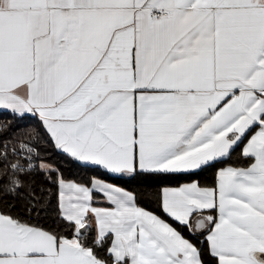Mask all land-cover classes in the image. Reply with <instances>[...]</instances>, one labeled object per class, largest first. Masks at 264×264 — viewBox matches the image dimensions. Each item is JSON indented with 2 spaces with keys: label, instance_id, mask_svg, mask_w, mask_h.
Here are the masks:
<instances>
[{
  "label": "snow or ice",
  "instance_id": "1",
  "mask_svg": "<svg viewBox=\"0 0 264 264\" xmlns=\"http://www.w3.org/2000/svg\"><path fill=\"white\" fill-rule=\"evenodd\" d=\"M0 115V264H264V0H0ZM241 145L162 215L49 154L147 190Z\"/></svg>",
  "mask_w": 264,
  "mask_h": 264
},
{
  "label": "trees",
  "instance_id": "2",
  "mask_svg": "<svg viewBox=\"0 0 264 264\" xmlns=\"http://www.w3.org/2000/svg\"><path fill=\"white\" fill-rule=\"evenodd\" d=\"M9 122L10 128L9 131H15L19 128L23 127L22 124H17L15 120L12 119L11 116L0 115V123ZM246 140L244 141V143ZM243 145L235 148V150L231 153V159L225 160L222 163H217L212 167H206L203 170L199 171L198 175L195 177L188 176H169V177H154L148 180L147 182L151 184V187L145 190V179L142 177L129 178L125 177L123 180H108L99 170H94L91 168H84L79 166L77 163L68 159L64 154L56 152L54 150H50L49 154L52 157V162H54V166H60L61 170L67 179H75L78 182H85L89 177L96 176L97 178L106 179V181L116 183L119 186H124L129 189H136L141 193V203L148 207L149 210L157 212V214H161L158 201L153 194L156 189H159L162 186H176L179 183L187 182L189 179H199L202 184L211 185L215 181V173L218 168L226 166L228 163H235V166H246L247 160L240 161L241 157V149ZM55 206H56V197H52V206L49 209L47 214L42 213V215H46V219L42 221L45 224H53L54 225V216H55ZM167 219V217H165ZM171 222V221H169ZM179 227L178 225H176ZM185 235H187V230H184ZM203 239V237H200ZM205 249L207 245H204ZM207 258V256H206ZM211 264H216L215 260L211 261Z\"/></svg>",
  "mask_w": 264,
  "mask_h": 264
},
{
  "label": "crops",
  "instance_id": "3",
  "mask_svg": "<svg viewBox=\"0 0 264 264\" xmlns=\"http://www.w3.org/2000/svg\"><path fill=\"white\" fill-rule=\"evenodd\" d=\"M246 143V142H245ZM107 182H109V181H107ZM103 206H108V205H103Z\"/></svg>",
  "mask_w": 264,
  "mask_h": 264
}]
</instances>
